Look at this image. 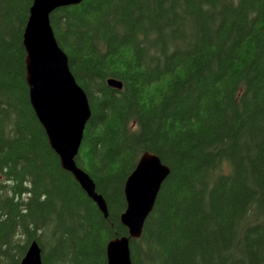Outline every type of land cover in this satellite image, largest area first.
<instances>
[{"label":"trees","instance_id":"16d2710c","mask_svg":"<svg viewBox=\"0 0 264 264\" xmlns=\"http://www.w3.org/2000/svg\"><path fill=\"white\" fill-rule=\"evenodd\" d=\"M32 2L0 0V264L32 241L42 264H106L146 151L170 173L129 240L132 264H264V0H83L50 15L91 111L75 161L107 218L30 106Z\"/></svg>","mask_w":264,"mask_h":264},{"label":"water","instance_id":"95a60500","mask_svg":"<svg viewBox=\"0 0 264 264\" xmlns=\"http://www.w3.org/2000/svg\"><path fill=\"white\" fill-rule=\"evenodd\" d=\"M82 1L33 0L23 31L25 80L30 106L59 158L61 168L73 176L107 218L103 196L97 193L92 178L75 161L91 115L88 98L73 76L68 57L58 45L50 22V15L55 10ZM106 83L112 88L122 87L112 78ZM169 173V167L158 155L147 151L140 155L124 183L126 208L120 215V222L127 228L128 235L107 242L106 264H132L129 240L141 236L161 184ZM19 264H42L41 249L36 241L29 244Z\"/></svg>","mask_w":264,"mask_h":264}]
</instances>
